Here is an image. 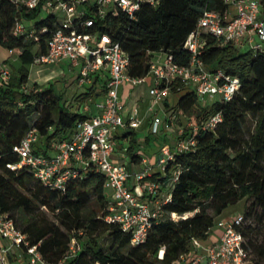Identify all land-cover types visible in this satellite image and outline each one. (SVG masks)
<instances>
[{"label": "trees", "instance_id": "1", "mask_svg": "<svg viewBox=\"0 0 264 264\" xmlns=\"http://www.w3.org/2000/svg\"><path fill=\"white\" fill-rule=\"evenodd\" d=\"M87 8L74 22L77 31L97 38L106 35L118 44L128 57L126 74L134 78L146 76L150 58L160 52L186 66L190 55L183 44L198 19L204 11L222 13L225 9L222 0H158L155 6L141 4L132 16L113 6L99 18L95 6ZM39 14V9L18 11L8 0H0V47L17 54L21 61L20 67L12 69L8 83L0 87V212L9 215L30 246H37L50 263L61 260L75 240V255L67 264H174L189 254L192 241L207 239L215 217L244 201L239 232L253 263L264 264V241H258L264 230V53L241 52L232 44L220 46L214 37L207 36L200 56L204 65L239 79L231 100H215L201 107L193 90L181 83L171 86L173 93L181 94L175 111L197 122L219 113L221 122L214 130L196 136L194 151L175 155L166 165L164 178L152 177L170 200L161 204L163 216L152 225L145 241L132 246L130 234L103 220L105 179L94 168L69 180L61 191L37 181L26 167H6L18 163L14 148L28 131L35 130L48 147L87 118L61 103L51 86L24 91L28 80L25 64L46 54L47 42L58 28L54 14L48 12L38 19ZM17 18L33 21L36 40L13 34ZM88 19L93 20L92 26H79ZM33 115L38 118L30 122ZM248 120L253 123L251 129L247 128ZM119 138L129 140L126 152L136 161L134 132ZM149 139L148 135L146 143ZM34 152L46 150L36 146ZM177 170L176 181H170ZM172 213L180 217L170 220ZM101 238L106 246H101Z\"/></svg>", "mask_w": 264, "mask_h": 264}, {"label": "built area", "instance_id": "2", "mask_svg": "<svg viewBox=\"0 0 264 264\" xmlns=\"http://www.w3.org/2000/svg\"><path fill=\"white\" fill-rule=\"evenodd\" d=\"M8 1L18 11L45 9L48 12L59 10L63 14L58 19V28L47 42L46 54L34 58V64L68 60L75 66L82 61L77 75L80 86L90 85L93 77L100 72L106 74L102 99L95 105V115L77 123L67 137L52 140L45 153L34 152L36 146L41 150L43 147L38 146L40 138L37 132L33 129L28 131L14 148L18 163L6 167L10 170L26 167L37 181L61 191L69 180L94 168L104 176L105 188L112 191L110 199H107L104 222L115 224L123 232L130 234V245L142 244L152 225L163 216L160 207L170 200V195L164 196L162 202L158 200L161 184L147 181V170L129 172L125 160L119 155L117 137L137 129L140 121L136 110L127 119L123 117L118 89L122 85L135 87L150 80L148 110L153 113L150 133L157 136L162 129L164 133L169 132L174 137L173 144L165 143L157 152L159 174L164 178L167 163L173 162L175 155L194 151L196 136L201 132L214 130L221 122V116L217 113L197 122L180 111H171L161 119L154 107L171 97V86L175 83L193 90L201 107L215 100H231L238 90L239 79L221 70L210 71L204 65L200 56L206 46V37H214L220 46L232 44L239 48L248 45L253 52L264 53V0H222L225 7L222 13L204 11L183 44L190 55L188 64L181 66L174 62L171 55L162 52L158 53L161 57L153 54L149 60L148 74L141 78L126 74L128 57L118 44L111 42L106 35L97 38L93 34L78 32L74 22L84 14L78 12V6L81 5L95 6L97 15L102 18L113 6L132 16L141 4L155 6L158 0ZM92 25V19L79 24L82 27ZM13 34L36 40L33 29L24 25L21 18L16 19ZM9 53L13 54L11 51ZM9 78L8 68L0 65V87L6 85ZM24 91L26 92L25 89ZM65 105L78 113L79 108L70 106L69 103ZM81 109L86 112L88 107L84 105ZM179 119L182 120V125H177ZM178 174V170L174 171L170 181H176ZM130 179H133L132 186L129 185ZM179 217L173 213L168 216L173 221ZM243 221V215L239 214L234 219L229 218L216 224L221 229V235L217 242L204 249L206 264H254L239 232ZM192 244L197 246V241H192ZM76 247V241L72 240L68 252L61 260L47 262L37 246H30L26 235L15 226L9 215L0 212V264H67L74 257ZM161 255L162 251L159 257ZM185 256H180L178 262L183 261ZM189 264H199V260H192Z\"/></svg>", "mask_w": 264, "mask_h": 264}, {"label": "crops", "instance_id": "3", "mask_svg": "<svg viewBox=\"0 0 264 264\" xmlns=\"http://www.w3.org/2000/svg\"><path fill=\"white\" fill-rule=\"evenodd\" d=\"M87 6L88 5L78 6V12H86L88 10ZM41 11H42V9H39V13H41ZM55 12L56 11L51 12V13L54 14V16L57 18ZM47 13H48V11H47ZM62 16H63V14H62ZM25 21L26 20L23 19V24L24 25L29 26V27L32 26L33 21H31L30 25L25 23ZM57 21H58V19H57ZM13 54H15V53H13ZM155 57H161V56H160V54L156 53ZM58 63H60V64L65 63V69L68 72L67 74H69L70 77L74 76V80L77 83V75H78V71L81 68L82 61H80L75 66H73L71 64V62L68 61V60H62V61H60ZM0 65H5V67L8 68L6 63H0ZM8 70L10 71L9 68H8ZM105 74H106L105 72H100L99 74L95 75L93 77V79H92L91 84L87 85V86H80L77 83L78 87L84 88V91L82 93L78 94V95L75 94L73 96L72 100L69 102V104H70V106H74L75 108H79L78 113L86 115L87 117L93 116V115H95L97 113L95 105L97 103H99L101 101V99H102V87L104 86V83H105ZM10 75H11V71H10ZM140 85H145V87H147V91H144L142 89L136 90L137 95H136V98L133 99V100H135L134 105H139V107H140L139 111H137L136 107H134L133 109H130L129 111L124 109L125 101H127L129 99L131 100L133 98L132 95H131V92L134 91L135 87H137L138 85L135 86V87H129L127 85H122V86L119 87L118 94H119V98L121 100V103L123 105V117L125 119H127L130 115H132V112L134 110H136L137 111V117H138V120L140 121V124L147 119V126L145 127L146 131H148L147 135H149V134L152 135L150 133V124H151V121H152L153 113H151L148 110L149 109V105H150V98L148 96L150 80H148L146 83L140 84ZM66 93H67V91L65 90V94ZM87 94H90V95H87ZM78 96H83V97L87 96V97L83 101L80 102L79 100H76V98ZM95 96H100L101 99L99 101H97L96 99L93 98ZM172 96H173L172 100H170V98H169L168 100L164 101L160 105L154 107V110L157 113V115L160 112H163L164 115H165V113H168V112H171V111H175L173 107H174V104H175V101H176L175 100L176 93H173ZM91 99H92V101H91ZM87 100L90 102V104L85 105V106L88 107V110L86 112H82L81 106L83 107L84 106V102L87 101ZM177 125H182V120L179 119V122H177ZM159 133H163L164 134L163 138L166 141L165 143L173 144V143H171L173 141V139H174L173 135H168V133H164V131L162 129H161V131ZM167 138L169 139L168 142H167ZM126 141H129V140L117 137V146H118L117 149H118V151H120V154H119L120 157L121 158L123 157L122 159H124L125 162H126L127 170H129V172H131V173H137V172H141V171L147 170L148 171L147 181H153V180H151L152 177H154L155 175H160L159 174V168H158V165H157V153H153V155L148 158V157H146V155L142 156L139 152H137V150H135V154L137 155V159H136V161H131L130 157L128 156V154L126 152V148L124 147V142H126ZM148 143H149V141H148ZM38 146H41V147H43V149L48 150V147H45L44 141L42 139L39 140V145ZM129 185L130 186L133 185V179L129 180ZM158 196H159V198H157L158 200L161 197L166 196L165 190L164 189L160 190ZM221 221H223V220H221ZM220 235H221V229H219L217 227H214L208 233V237H207V239L205 241H197V246H194L193 244H191L190 252H189L188 255L185 256V259L183 261H181V262L177 261L174 264H189L192 260H195V259L199 260V264H206V260L204 258V255H205L204 249L208 245H211V244H214L215 242H217L219 237H220Z\"/></svg>", "mask_w": 264, "mask_h": 264}, {"label": "rangeland", "instance_id": "4", "mask_svg": "<svg viewBox=\"0 0 264 264\" xmlns=\"http://www.w3.org/2000/svg\"><path fill=\"white\" fill-rule=\"evenodd\" d=\"M47 11L45 9H42L41 13L38 16V19H42L46 16ZM57 19L62 18V13L59 10H56L55 12ZM25 23L28 25L31 24V21L26 20ZM248 45H244V47H239V50L241 52H246L249 50ZM0 63H6L10 71L12 69H17L18 67L21 66V61L19 59V56L16 54H11L9 51L3 49L0 47ZM26 69L28 70V80L25 86V90L29 91L31 88L34 86H37L39 88H45L51 86L57 96L61 97V103H69L73 96L75 94H80L84 91V88L78 87L76 81L74 80V76H69L67 74V70L65 69V63H49V64H34V63H27L25 64ZM74 75V74H73ZM142 89L144 91H147V87L145 85H138L135 87L134 91L131 92L132 99L125 101V110H130L136 107L137 111L140 110L139 105H134L135 99L136 98V90ZM65 90L67 93L65 94ZM181 94L178 93L175 96V100L178 99V97ZM172 96V95H171ZM147 97V96H146ZM97 101H99L101 98L100 96H95L93 97ZM173 99V96L170 97V100ZM219 99V98H216ZM92 101V99H91ZM90 102L87 100L84 102V105H88ZM71 110V109H70ZM159 118L163 119L164 118V113L160 112L157 115ZM38 118L37 115H33L31 118L30 122H33ZM149 119V118H148ZM179 122V120L177 121ZM147 126V119L143 121L137 129L134 130V134L136 137V143L137 147L136 150L139 152L142 156L146 155V157H151L153 153H157L159 151L160 146L165 144V139L163 138L164 134L159 133L157 136H152L149 134V143H146L145 139L148 136V131H146ZM253 123L251 120H248L247 122V128H252ZM168 135L170 133L168 132ZM169 139L167 138V142ZM171 143H174V139ZM124 147H128V141L124 142ZM105 196L107 199H110L112 195V191L109 188H105L104 190ZM94 206V204H93ZM244 212V201H239L233 205H230L228 208H226L221 215L215 217L214 219V227H216V224L225 219H234L237 215L242 214ZM251 220H247V224H252ZM84 240V239H83ZM81 240V241H83ZM258 241H264V230L260 231V235L258 237ZM101 246H106L107 242L104 240V238L100 239Z\"/></svg>", "mask_w": 264, "mask_h": 264}]
</instances>
